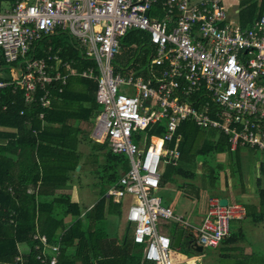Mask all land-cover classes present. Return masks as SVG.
<instances>
[{
	"label": "built area",
	"instance_id": "obj_1",
	"mask_svg": "<svg viewBox=\"0 0 264 264\" xmlns=\"http://www.w3.org/2000/svg\"><path fill=\"white\" fill-rule=\"evenodd\" d=\"M131 29L146 34L142 43L152 47L147 77L115 62ZM59 33L76 39L86 67L63 61L59 52L36 56L38 43ZM0 47L9 64L18 63L12 68L16 78L0 81V89L23 86L26 100L33 101L38 87L43 107L50 106L46 85L54 80L65 84L79 75L96 81L101 111L92 135L107 139L111 151L130 163L106 196L129 198L125 219L134 225V241L143 245L142 264H183L169 220L192 228L207 249L219 247L231 222L246 217L244 204L222 205L219 196L209 195L205 215L194 225L164 204L158 191L163 163L180 157L178 127L186 120L219 129L232 150H258L264 177V15L242 27L228 17L223 0H0ZM161 124L163 134L149 133ZM34 237L39 264H58L60 245L45 235Z\"/></svg>",
	"mask_w": 264,
	"mask_h": 264
},
{
	"label": "trees",
	"instance_id": "obj_2",
	"mask_svg": "<svg viewBox=\"0 0 264 264\" xmlns=\"http://www.w3.org/2000/svg\"><path fill=\"white\" fill-rule=\"evenodd\" d=\"M240 8V25L250 27L264 15V0H241ZM142 34L131 29L121 43L125 49L123 53L130 57L127 67L147 77L148 53L152 47L142 43ZM51 45L53 50L48 51ZM58 52L63 61L75 59L73 65L79 69L89 64L79 55L76 39L65 33L42 39L37 45L36 56L47 57L48 53ZM17 65V62L9 64L6 61L0 47V81L15 79L12 68ZM60 69L63 73L68 71L65 66ZM153 69L160 70L157 66ZM96 88L94 79L79 75L70 76L65 84L54 80L46 85L51 96L49 107L41 106L38 97L42 92L38 87L33 101L26 100L23 86L10 84L0 89V264H39L36 234L45 235L50 244L60 245L58 264H142L143 245L134 241L131 226L126 227L121 237L108 232L104 226L108 220L107 203L109 214H121V202L108 198L106 192L129 170L130 163L126 155L111 151L107 139L100 141L90 137L95 126L93 121L101 111L96 101ZM200 128L189 120L178 127L182 135L180 157L176 163H163L162 189L174 184L196 194L202 189L212 192L220 183L224 170V167L215 168L216 154L238 153L243 147L232 150L228 136L219 129L202 128L205 136L200 138ZM164 131L162 124L149 129L150 134H163ZM83 140L90 146L88 158L94 157L96 164L81 163L79 150ZM208 156L210 160L205 159ZM200 157L204 160L199 161ZM79 164L78 172H83L87 166L93 169L94 185L101 188L97 202L83 215L82 206L74 195ZM200 167L201 172L198 171ZM239 171L237 163L232 166L231 175L235 177ZM198 180L200 184L195 183ZM68 189L70 191L66 192ZM258 194L264 206V184H259ZM164 202L168 204L167 200ZM263 217L264 208L257 217L258 222ZM180 228L185 229L186 249L182 253L188 257L200 255L193 246L197 234L192 228L176 225L172 238ZM181 249L182 245L177 252ZM257 261V264H264V259Z\"/></svg>",
	"mask_w": 264,
	"mask_h": 264
},
{
	"label": "crops",
	"instance_id": "obj_3",
	"mask_svg": "<svg viewBox=\"0 0 264 264\" xmlns=\"http://www.w3.org/2000/svg\"><path fill=\"white\" fill-rule=\"evenodd\" d=\"M240 2L241 0H233L230 3L229 7L225 3L228 17L239 24L241 23V19L239 16L241 10ZM223 154L224 153L219 154V156L217 157V161L221 159ZM236 154L237 155L234 156V158L233 156L232 159L230 157L231 160L229 159V161L231 165L229 166L228 169L224 167V170L221 172L222 173L221 181L218 184L217 188L214 189L212 192L210 190L208 191L202 189V192L196 194L188 190L187 187L186 189L185 188L180 189L174 184H168L164 188V190H170V189L173 191L182 190V193L184 195L187 194L189 197L193 199L194 205L196 203L194 211L191 214L192 223L194 225L195 224L198 225L201 223L206 212L207 197L209 195H217L220 198L227 197L230 202H240L244 204L248 209V214L245 218L235 219L231 222V229L228 235L229 237L227 236L228 238L225 241H223L219 247L207 248V250L204 248L202 252L199 251V253H201L200 255H195L192 257H188L186 254L178 252L179 253L178 257L183 262V264H257L259 263L257 260L262 261L264 259V217L263 220H261L260 222H258L257 220L258 219L257 217L264 208L258 194L259 184L260 185L263 184V179L261 177L262 175H261L260 158L255 168V172L253 174V172L249 167L248 169L250 171L246 170L247 161L244 160L242 154L239 153V151ZM80 157H81V163L86 164L87 162L86 159H88V156L85 155L84 152H82ZM237 163L240 167V171L238 172V174H236L235 177H233L231 175L232 166L236 165ZM198 171L199 172L202 171L201 167L199 168ZM246 172L248 173V175L245 174ZM224 174H227V179L226 176L223 177ZM252 175H254V177L252 178V182H251L249 179H251ZM196 183L200 184L197 181ZM94 184H92L94 186V187L92 186L94 188L93 193L98 189ZM219 193H221V195H219ZM77 198H79L80 204L82 201H84V199H81V197L77 196ZM120 202H121L120 215L118 214L115 215L113 212L109 214L108 203L106 205L105 215L107 216L108 219L119 216V220L122 222V225L120 224L117 226V221L116 220L114 221V219H112V221L114 225L117 226V228H121L122 230V228L125 227L126 230V227L130 225L125 219V208L127 201L125 203H122L123 201ZM95 203L93 202L91 204L86 205V203L83 202L81 204L83 210L82 215L85 214V212L88 209L92 208ZM123 204L124 207L122 209ZM166 227L169 233V228L168 226ZM120 234L117 235L121 237ZM232 235H235L234 240L230 242L229 239L232 237ZM184 236L182 240H184ZM180 248L181 246L179 247V249ZM251 256L252 258H250Z\"/></svg>",
	"mask_w": 264,
	"mask_h": 264
},
{
	"label": "rangeland",
	"instance_id": "obj_4",
	"mask_svg": "<svg viewBox=\"0 0 264 264\" xmlns=\"http://www.w3.org/2000/svg\"><path fill=\"white\" fill-rule=\"evenodd\" d=\"M223 1L229 7L230 3L233 0H223ZM142 37H143V39L147 38V35L144 34ZM122 50L123 51H121V53L116 55L115 62H116V64H122L123 67H127V65L129 64V58L130 57H129L128 53H123L124 50H125L124 48ZM93 123H95V121H93ZM81 125H82V127L84 126L83 123ZM88 128H89V126H88ZM200 129H201V131H200L199 136H200V138H203L205 136V133L202 131L203 130L202 128H200ZM92 132L93 131L91 130L90 137L93 138L94 136L92 135ZM80 150L82 152H84L85 155H87L89 153L90 146L87 144L86 141H84V140L82 141V143L80 144ZM80 150H79V154L82 153ZM239 153H241L242 156L244 157V160L247 161V165H246L247 169L246 170H249L248 169V167H249L251 169V171L253 172V174H254L255 168H256L257 163H258L259 158H260V152L258 150H256V149H253V148L242 147L241 150L239 151ZM219 154L220 153L216 154V159L219 156ZM236 155H237L236 153L225 152L222 155L221 159H219L217 163L215 162V165H216L215 168L219 169L218 167H225L226 169H228L229 166L231 165V163L229 161L230 157L232 159V156L234 158V156H236ZM205 159L206 160H210L211 157L208 156V157H205ZM203 160H204V158L200 157L199 161H203ZM87 161H88V165L89 164L92 165L93 163H95L94 161H96V160H95L94 157H89ZM234 168H237V167L234 166ZM76 170H77V173L75 174V182H74V188H75V194L74 195H75V197L77 198V196H78V197H81V199H84V201H82L80 199L82 201L81 204L83 202H85L86 205L91 204L93 202L95 203L98 200V198L100 197V189L101 188L98 187L97 191H95L93 193V190H94L93 187L94 186L92 184H94V180H95L94 177L91 175L92 174L91 171L93 169H90V166H87V169L84 170L83 172H78L80 170L78 168H76ZM243 171H244V168H243ZM245 174L248 175L247 172ZM221 175H222V173H221ZM225 176H226V179H227V174H224L223 177H225ZM253 177H254V175H252L251 179H249L251 182H252V178ZM261 177L263 179V184H264V177L263 176H261ZM197 182L200 183L201 180H198ZM195 183H196V181H195ZM90 190H91V192H90ZM65 191L68 192L70 190L68 189V190H65ZM158 194L162 197V199L164 198L163 202L167 200V202H168L167 205H170V207L172 208V210H173V212L175 214L182 215L185 219H187L188 221H190L192 223L191 214L194 211L196 203L194 205L193 199L191 197H189L187 194L184 195L182 193V190L181 191H177V190L173 191L171 189L170 190L159 189ZM219 195H221V193H219ZM77 199L79 200V198H77ZM128 200H129V198H124L122 200L123 201L122 203H125ZM242 200H244V199H242ZM245 201H246V199H245ZM164 204H166V203L164 202ZM123 207H124V204L122 205V209H123ZM112 219H114V221L115 220L117 221V226L120 225V224L122 225V222L119 220V216H117V217H113V218H110V219L106 220L105 224H104L105 228L108 230V232H111L112 234L114 233V234L117 235V234L121 233L120 235L122 236L125 233L124 232L125 231V227H123L122 230H121V228H117V226L114 225ZM176 225H183V224H180V223H178L176 221H173V220H169V222L167 224V226L169 228V234L171 235V237L173 236V233H174L173 231L175 230ZM133 226L134 225H131V228H132L131 232L132 233H133ZM185 249H186V245H185V237H184V240L182 242V249L180 250L179 253H182V252L184 253Z\"/></svg>",
	"mask_w": 264,
	"mask_h": 264
},
{
	"label": "water",
	"instance_id": "obj_5",
	"mask_svg": "<svg viewBox=\"0 0 264 264\" xmlns=\"http://www.w3.org/2000/svg\"><path fill=\"white\" fill-rule=\"evenodd\" d=\"M77 168L80 169L81 168V165H78ZM228 202H229V199L227 197H222L220 199V203L222 205H226ZM184 233H185V229L184 228L178 229V231L176 233V236L174 238V241H173V245L175 247H180L181 246V243L183 241L182 239H183ZM193 246H194V248L197 251L202 252L204 250V247L202 245L198 244L196 241L193 242Z\"/></svg>",
	"mask_w": 264,
	"mask_h": 264
},
{
	"label": "clouds",
	"instance_id": "obj_6",
	"mask_svg": "<svg viewBox=\"0 0 264 264\" xmlns=\"http://www.w3.org/2000/svg\"><path fill=\"white\" fill-rule=\"evenodd\" d=\"M206 249V248H205Z\"/></svg>",
	"mask_w": 264,
	"mask_h": 264
}]
</instances>
